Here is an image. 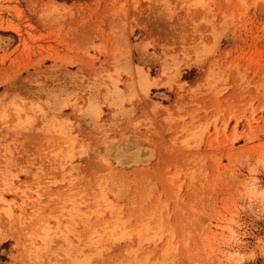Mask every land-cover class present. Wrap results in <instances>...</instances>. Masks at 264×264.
<instances>
[{
  "label": "rangeland",
  "instance_id": "1",
  "mask_svg": "<svg viewBox=\"0 0 264 264\" xmlns=\"http://www.w3.org/2000/svg\"><path fill=\"white\" fill-rule=\"evenodd\" d=\"M0 264H264V0H0Z\"/></svg>",
  "mask_w": 264,
  "mask_h": 264
},
{
  "label": "bare ground",
  "instance_id": "2",
  "mask_svg": "<svg viewBox=\"0 0 264 264\" xmlns=\"http://www.w3.org/2000/svg\"><path fill=\"white\" fill-rule=\"evenodd\" d=\"M147 84V83H146Z\"/></svg>",
  "mask_w": 264,
  "mask_h": 264
}]
</instances>
